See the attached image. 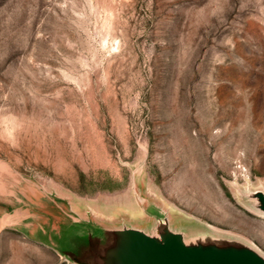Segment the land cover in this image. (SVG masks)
Here are the masks:
<instances>
[{"label": "rangeland", "instance_id": "374dc122", "mask_svg": "<svg viewBox=\"0 0 264 264\" xmlns=\"http://www.w3.org/2000/svg\"><path fill=\"white\" fill-rule=\"evenodd\" d=\"M264 0H0V264L45 193L137 222L144 190L264 253Z\"/></svg>", "mask_w": 264, "mask_h": 264}, {"label": "water", "instance_id": "95a60500", "mask_svg": "<svg viewBox=\"0 0 264 264\" xmlns=\"http://www.w3.org/2000/svg\"><path fill=\"white\" fill-rule=\"evenodd\" d=\"M242 197L264 217V188ZM136 199L146 215L137 222L80 214L68 202L45 193L26 234L54 250L68 264H264V253L244 238L175 217L144 190Z\"/></svg>", "mask_w": 264, "mask_h": 264}]
</instances>
